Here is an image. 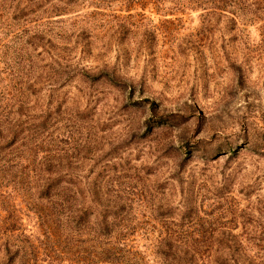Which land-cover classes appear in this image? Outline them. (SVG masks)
<instances>
[{"label":"rangeland","instance_id":"374dc122","mask_svg":"<svg viewBox=\"0 0 264 264\" xmlns=\"http://www.w3.org/2000/svg\"><path fill=\"white\" fill-rule=\"evenodd\" d=\"M18 93L0 243L33 255L12 264H167L166 241L198 264H264V0H0V114ZM29 175L100 196L89 222L122 208L123 257L91 224L44 225Z\"/></svg>","mask_w":264,"mask_h":264},{"label":"trees","instance_id":"16d2710c","mask_svg":"<svg viewBox=\"0 0 264 264\" xmlns=\"http://www.w3.org/2000/svg\"><path fill=\"white\" fill-rule=\"evenodd\" d=\"M38 39L41 40L43 44L46 43L44 45H48L51 50L54 49L52 48L53 44L49 36L34 38V40ZM103 72L106 73L105 75L107 77L111 78L108 71ZM99 74L95 75V77H101ZM112 81L114 82L113 79ZM21 94L22 93L16 94V99L9 98V102L11 103L7 104L12 106L14 103L18 111L0 114V179L5 178L6 167H12L14 164L17 166L20 163L18 161L21 157L20 147L13 146L18 136L16 129H18L20 124H23L21 117L24 116L22 108L25 102L19 97ZM2 99V103L8 102L6 98ZM15 159H17V161H15ZM19 166H21V164ZM46 167V173L51 174L55 170L54 164L47 165ZM29 176H27V180L29 178L28 189L36 191L37 196L45 203L38 214L39 219L44 225L47 222L49 224L56 222L61 227L79 229L80 227H86L88 224H91L92 236L90 238L96 240L102 237L105 239L103 243V253L105 257H108L110 261L120 256L123 257L126 245L112 242L115 227L122 226L120 223L126 218L127 213H124L125 211H123L122 208H113V206L109 207V205L106 204L104 208L92 212L94 214V220L89 222L90 212L88 211V203L93 200L96 201L97 204H100V196L91 198V196L85 194L84 191H79V193L73 192V187L78 188L80 185L79 182L71 179H64L62 176L60 178H42L40 176L38 178H32ZM78 198H80V204H78ZM90 215L92 214L90 213ZM110 216H112V220H110ZM5 228L8 234L9 232L15 231L13 228ZM83 235L86 236L85 241L89 239L87 234H82V232L77 233V236L83 237ZM156 249V254L164 259L167 264H198V260L195 258L196 251L189 244L166 241L160 242ZM21 253L24 255V259L22 260L24 262L27 256L31 257V255H33V250L28 245L27 247H20V245L9 243L8 240L0 243V264H12L15 261L14 259ZM214 263L216 264V260Z\"/></svg>","mask_w":264,"mask_h":264}]
</instances>
